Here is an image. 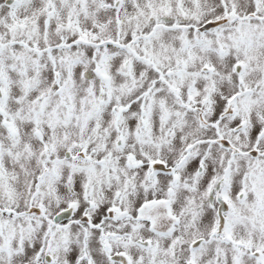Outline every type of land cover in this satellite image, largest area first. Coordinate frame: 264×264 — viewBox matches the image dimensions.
<instances>
[{"label":"snow or ice","instance_id":"obj_1","mask_svg":"<svg viewBox=\"0 0 264 264\" xmlns=\"http://www.w3.org/2000/svg\"><path fill=\"white\" fill-rule=\"evenodd\" d=\"M0 264H264V0H0Z\"/></svg>","mask_w":264,"mask_h":264}]
</instances>
